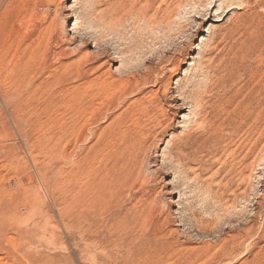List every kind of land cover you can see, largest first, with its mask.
<instances>
[{"label": "rangeland", "instance_id": "1", "mask_svg": "<svg viewBox=\"0 0 264 264\" xmlns=\"http://www.w3.org/2000/svg\"><path fill=\"white\" fill-rule=\"evenodd\" d=\"M29 1L0 31V264H264V94L237 133L176 150L197 97L226 124L264 86V0ZM43 7L89 60L43 42Z\"/></svg>", "mask_w": 264, "mask_h": 264}, {"label": "bare ground", "instance_id": "2", "mask_svg": "<svg viewBox=\"0 0 264 264\" xmlns=\"http://www.w3.org/2000/svg\"><path fill=\"white\" fill-rule=\"evenodd\" d=\"M13 1L14 0H0V31H1V28H3V27H5V26H3V25H5V21H6V13H7V11H9L8 13L10 14V10H9V8L11 7V5H12V3H13ZM17 1H19V0H17ZM25 1V0H24ZM27 2L29 1V0H26ZM33 1V0H32ZM62 0H37V2H39V4L40 3H42V4H44L45 6L46 5H53V3L55 4V3H57V2H59L58 3V5H60V2H61ZM228 0H226L225 2H227ZM247 1V0H246ZM250 1V0H249ZM254 1V0H253ZM34 2V4H32L33 6L34 5H36L35 4V2H36V0L35 1H33ZM224 2V4L223 5H227V6H229V10L228 11H230V10H233L234 8H235V6H237L238 5V3H237V0L235 1V2H232V1H229L230 3H225ZM255 2V1H254ZM258 2V1H257ZM262 2V1H261ZM242 3H244V1L242 2ZM28 4H30V1L28 2ZM219 5H221V4H219ZM218 5V6H219ZM260 5V4H259ZM262 5H263V3H262ZM32 6V9H34V7ZM37 6H39V5H37ZM227 6H225V7H227ZM248 6V5H247ZM261 6V5H260ZM14 7H15V5H14ZM51 7H54V6H51ZM222 7V6H221ZM221 7H219V8H217L216 9V11H219V10H221L222 8ZM263 7V6H262ZM13 8V7H12ZM43 8H45V7H43ZM40 9V8H39ZM45 9H46V11H45ZM44 9V11H45V13H44V11H43V13H42V11H40L42 14H43V16H40L39 14L40 13H36V11H35V14H37L36 15V17H33L34 15H32V19H34V18H36L35 19V21H38V23L40 24V28H42V35H43V37H41L44 41L43 42H46L48 45L51 43L52 44V46H54V47H57L59 50H58V52H57V54H55V55H57L58 57H61V59L62 58H67V57H69L70 55H73V54H78V56L79 57H81L80 59L81 60H89V56H88V54L86 53V52H83V51H81V49H80V47L78 46V44L77 45H75V43H71V45H69L70 47L69 48H71L72 47V49H74L73 50V52H69L68 51V48H67V46H66V44H70V42H73L72 40V37L70 38L69 36H68V34H66L67 32H68V29H67V19L69 18V19H71L72 17H71V15H69V14H67V12L66 11H61L60 13H57L56 11H57V9L54 11V13H53V15H51V13L53 12H51L50 13V10H49V7H46ZM227 9H228V7H227ZM34 10H36V9H34ZM33 10V11H34ZM66 10V9H65ZM67 11H68V9H67ZM75 12V11H74ZM76 13V12H75ZM12 14V13H11ZM238 15V14H237ZM236 15V16H237ZM8 16V15H7ZM76 16H77V13H76ZM235 16V15H234ZM10 17H12V15L10 16ZM25 18V17H24ZM27 18V17H26ZM30 19V18H29ZM50 19V20H49ZM78 19V18H77ZM76 19V20H77ZM7 20H9V19H7ZM12 20H13V18H12ZM47 20H49V22H48V24L45 26H43V24L44 23H47ZM34 21V20H33ZM57 21H58V23H57ZM12 22V21H11ZM28 22H29V20H28ZM28 22H27V27H28ZM244 22V21H243ZM10 23V22H9ZM36 23V22H35ZM29 24H30V22H29ZM32 24V23H31ZM34 24V23H33ZM37 24V23H36ZM249 24V23H248ZM35 25V24H34ZM30 26V25H29ZM37 26V25H36ZM35 26V27H36ZM9 27V26H8ZM11 27V26H10ZM31 28L33 27V25L32 26H30ZM28 29V28H27ZM3 30H4V28H3ZM33 30V29H32ZM31 30V31H32ZM37 30V29H36ZM29 31V30H28ZM10 32V31H9ZM37 32V31H36ZM41 32V31H40ZM1 33V32H0ZM3 33H4V31H3ZM35 33V32H34ZM82 34V33H81ZM5 35V34H4ZM3 35V36H4ZM29 35H30V33H29ZM34 35V34H33ZM41 35V34H40ZM36 36H37V34H36ZM35 36V37H36ZM2 37V36H1ZM5 37H7V35L5 36ZM34 37V36H33ZM38 37H39V35H38ZM69 37V38H68ZM3 38V37H2ZM41 39V40H42ZM1 40V39H0ZM3 41H4V39H2ZM36 40L38 41L39 40V42L41 41L40 40V38L39 39H37L36 38ZM2 42V41H1ZM1 42H0V44H1ZM36 42V41H35ZM42 42V41H41ZM76 42V41H75ZM36 45H34V47H35ZM41 47V46H40ZM56 48V49H57ZM85 48V47H84ZM56 51V50H55ZM83 58V59H82ZM63 60V59H62ZM80 61V60H79ZM60 62V61H59ZM99 63V62H98ZM176 65V64H175ZM77 66H78V63H77ZM99 67V66H98ZM97 67V68H98ZM232 67V66H231ZM235 67V66H234ZM64 68V67H63ZM173 68V67H172ZM89 69V68H88ZM91 69V68H90ZM95 69V68H94ZM175 69H177L176 67H175ZM175 69H174V71H175ZM234 69V68H233ZM126 70V69H125ZM172 70V69H171ZM81 71V70H80ZM92 71V70H91ZM174 71H171V72H174ZM84 72H85V70H84ZM80 73V72H79ZM169 73H170V70H169ZM221 80V83L222 84H225L226 82H227V80H223L222 78L220 79ZM170 81V80H169ZM167 83V82H166ZM93 84V83H92ZM131 84V81H130V79L129 78H126V79H123V80H118V82H117V84L115 85V83L114 82H111V84H110V87H113V89L116 91V92H122V91H124L125 89H127V88H130V85ZM166 85H168V84H166ZM92 87H94L93 85H92ZM103 87V86H102ZM163 87V86H162ZM169 87V86H168ZM167 87V88H168ZM246 87H247V90H248V92L250 93L249 94V96H247V97H245V96H243V97H241L239 100H238V102H237V104H236V106L234 107V109H233V111L231 112L232 113V115H233V117L232 118H230V120H233V122H234V126L231 124V121L230 120H227L226 121V124H225V122H224V119H219V121L217 120V117H216V111H212L211 112V115H212V118L214 119L212 122L210 121V120H207L206 118H205V114H204V109H205V107H204V105H205V102H204V93H202V95L204 96H199V98L197 97V107H196V109H197V111L196 112H194L195 113V120L193 121V122H190V123H192L191 124V126H190V132L189 131H187V133L185 132H183L184 134H185V137H186V141H185V145L182 147V146H178V148H180V149H176V150H178V151H183V150H187V149H191V148H193V149H197V148H202V147H204L205 145H206V143L207 144H209V143H214V144H218L217 143V141H219V139L221 138V137H223V134H224V132L225 131H227L229 134H231V135H233V134H235V133H237V131H239V129L243 126V124H244V122L248 119V118H250V117H252V116H254V115H256L257 113H255V109H262L263 108V106L262 105H260V104H256L255 103V106L253 107L252 105H253V103H251L252 102V100H253V98L256 96V94L258 95V94H264V86H258L257 84H252V83H250V82H248V83H246ZM165 88V87H164ZM166 89V88H165ZM98 90H96V92H97ZM164 92H165V90H164ZM117 95V94H116ZM188 95V94H187ZM201 95V94H200ZM105 96V95H104ZM196 96H198V94L196 95ZM195 96V97H196ZM190 97V95L188 96V98ZM186 98V97H185ZM185 98H184V100H185ZM191 98H193V96L191 97ZM190 98V99H191ZM118 99V96H117V98L115 99V100H117ZM178 99V98H177ZM106 100V99H105ZM114 100V99H113ZM186 100H188L189 101V99H186ZM192 100H194V99H192ZM121 101H123V100H121ZM112 102V101H111ZM177 102V101H176ZM195 102H196V99H195ZM114 103V102H113ZM194 103V102H193ZM191 101H190V103H188L187 102V104L189 105H191L194 109H195V104H193ZM175 104V103H174ZM173 104V105H174ZM187 105V106H188ZM184 108H185V106H186V104L184 103ZM172 107V106H171ZM179 107V106H178ZM181 107V106H180ZM183 108V109H184ZM173 110H175V109H173ZM195 111V110H194ZM230 113V112H229ZM91 117H92V114H91ZM93 118H94V116H93ZM119 120V117L118 118H116L115 119V121H118ZM239 120V121H238ZM120 121V120H119ZM167 121H169V118H167L166 120H165V122H167ZM214 121H216L215 123H214ZM239 122V123H238ZM238 123V124H237ZM233 126V127H232ZM169 128V127H168ZM201 128V130H203V132L201 131V133H197L196 131L195 132H191L192 131V129H197L198 130V132H199V129ZM108 129V128H107ZM108 132V131H107ZM106 133V132H105ZM86 134V133H85ZM158 134V133H157ZM184 136V135H183ZM96 137V136H95ZM160 137V136H159ZM87 138V137H86ZM98 138V137H97ZM152 138H156L155 136L154 137H152ZM221 140V139H220ZM178 144V143H177ZM179 144H180V142H179ZM209 145H211V144H209ZM174 146V145H173ZM177 146V145H176ZM176 146H174V147H176ZM214 145H212V147H213ZM219 146V145H218ZM173 147V148H174ZM206 148H207V146H206ZM209 149V148H208ZM213 150V149H212ZM211 150V151H212ZM192 151V150H191ZM186 152V151H185ZM177 154H178V152H177ZM188 155H189V153H188ZM187 157V156H186ZM178 158V157H177ZM179 158H181V157H179ZM182 158H183V156H182ZM191 159V158H190ZM193 162H195V161H193ZM183 163V162H182ZM188 164V163H187ZM183 165H184V163H183ZM186 165V164H185ZM184 167V166H183ZM138 178V177H137ZM137 182V181H136ZM138 184V183H137ZM162 196H164V195H162ZM166 196V195H165ZM161 197V196H160ZM139 198V197H138ZM140 199V198H139ZM163 199V198H162ZM167 199V198H166ZM169 199V198H168ZM156 201H157V199H155ZM155 200H154V202H155ZM161 201V200H160ZM166 201V200H165ZM169 201V200H168ZM136 202H137V200H136ZM170 202V201H169ZM164 203V202H163ZM163 203H161L162 205H163ZM156 205L158 204L159 205V203H155ZM165 204H167V203H165ZM164 204V205H165ZM169 204V203H168ZM167 206V205H166ZM157 207V206H156ZM167 207H169V206H167ZM154 209H155V206H154ZM158 209V208H157ZM167 209V208H166ZM158 212L157 213H160L161 214V212H159V210H157ZM141 212V211H140ZM142 213V212H141ZM145 214V213H144ZM138 215V214H137ZM140 215V214H139ZM142 215V214H141ZM146 215V214H145ZM169 215V214H168ZM148 216V215H147ZM161 216V215H160ZM159 216V217H160ZM158 217V218H159ZM135 218V217H134ZM152 218V217H151ZM161 218V217H160ZM136 219V218H135ZM167 219V218H166ZM145 220V219H144ZM151 220V219H150ZM134 221V220H133ZM117 223V222H116ZM125 223V222H124ZM133 223V222H132ZM157 223V222H156ZM155 224V223H154ZM163 223H161V225H162ZM161 225H159V226H161ZM166 226V225H165ZM163 227V226H162ZM158 229H161V228H158ZM154 230H155V228H154ZM156 231V230H155ZM169 232H171V231H169ZM163 233V232H162Z\"/></svg>", "mask_w": 264, "mask_h": 264}]
</instances>
